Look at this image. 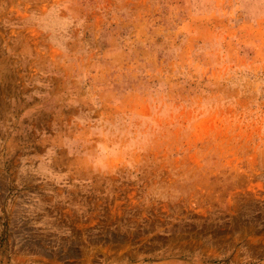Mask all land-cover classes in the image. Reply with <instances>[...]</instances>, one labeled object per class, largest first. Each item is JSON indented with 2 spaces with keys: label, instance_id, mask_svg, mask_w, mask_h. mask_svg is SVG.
Listing matches in <instances>:
<instances>
[{
  "label": "rangeland",
  "instance_id": "1",
  "mask_svg": "<svg viewBox=\"0 0 264 264\" xmlns=\"http://www.w3.org/2000/svg\"><path fill=\"white\" fill-rule=\"evenodd\" d=\"M0 237V264H264V0H0Z\"/></svg>",
  "mask_w": 264,
  "mask_h": 264
},
{
  "label": "trees",
  "instance_id": "2",
  "mask_svg": "<svg viewBox=\"0 0 264 264\" xmlns=\"http://www.w3.org/2000/svg\"><path fill=\"white\" fill-rule=\"evenodd\" d=\"M1 238V237H0ZM4 240V237L2 238Z\"/></svg>",
  "mask_w": 264,
  "mask_h": 264
}]
</instances>
